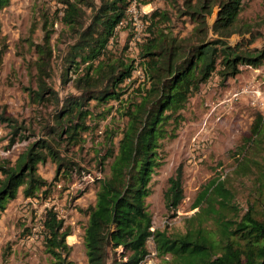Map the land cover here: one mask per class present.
I'll list each match as a JSON object with an SVG mask.
<instances>
[{"label": "rangeland", "instance_id": "374dc122", "mask_svg": "<svg viewBox=\"0 0 264 264\" xmlns=\"http://www.w3.org/2000/svg\"><path fill=\"white\" fill-rule=\"evenodd\" d=\"M186 1L137 0L136 24L132 12L127 11V18L117 27L109 47L114 56L135 60L132 82L122 97L123 103L113 99L86 102L83 108L90 111L86 119L88 129L75 145L64 139L63 132L62 138L49 133L55 125L56 109L66 100H78L85 95L76 84L83 66L75 71L68 62V53L77 37L76 30L64 21L69 3L11 0L2 10V31L8 48L0 66V166L11 165L31 144L52 139V135L55 139L51 142L63 164L59 165L48 155L45 162L38 164L40 175L48 182L40 196L25 198L20 191L2 211L0 264H58L57 258L47 252L44 240L43 221L49 209L56 211L72 230L66 238L71 246L67 259L73 264H87L83 244L88 220L85 210L95 203L98 179L109 175L113 157L106 160L104 157L109 148L117 152L126 127L124 101L137 100L141 89L149 88L151 83L139 57V44L145 40L149 24L145 16L154 10L167 11L169 30L179 36L188 35L196 24L179 12L186 7ZM78 6L82 11L81 22L87 25L92 8ZM216 14L215 9L207 17L209 27ZM237 29L239 32L228 39L231 45L241 43L252 52L264 51V0L243 1ZM247 29L250 31L246 32ZM208 37L218 36L210 31ZM49 49L48 67L40 70L39 55ZM240 69L226 80L214 73L203 83L181 110L179 121L172 124L175 136L163 140L162 164L153 173L152 192L147 198L153 228L173 233L185 231V218L199 209L195 202L216 178L223 180L233 194L234 210L230 216L243 215L252 206L260 211L264 209V59L257 66L242 64ZM41 85L44 91L39 97L36 92H42ZM243 88L250 89L232 98ZM257 120L261 122L262 132L252 136ZM67 124L65 120L64 127ZM108 136L112 137L111 142ZM179 170L184 198L177 209H170L165 192L170 178ZM148 248L150 254L142 264H155L158 259L152 254L153 239H149Z\"/></svg>", "mask_w": 264, "mask_h": 264}, {"label": "trees", "instance_id": "16d2710c", "mask_svg": "<svg viewBox=\"0 0 264 264\" xmlns=\"http://www.w3.org/2000/svg\"><path fill=\"white\" fill-rule=\"evenodd\" d=\"M244 0H192L179 9L196 24L185 36L169 30L170 14L154 10L149 16L145 40L139 44V57L148 74L150 87L141 89L137 100H129L123 108L127 124L118 141L117 152L109 148L107 158L113 157L109 175L98 179L94 205L85 212L83 244L87 264H142L150 254L149 239L154 241L155 264H264V209L250 207L243 215L230 214L233 194L223 180L213 179L201 192L192 215L185 218V231L169 232L153 228V217L147 198L152 192L151 180L161 166L160 148L163 140L175 136L174 122H178L190 97L201 85L217 73L222 80L240 72V65H259L264 51L252 52L228 39L239 29V13ZM11 0H0V15ZM69 8L64 21L76 30L77 37L68 53V62L82 71L76 78L78 88L85 92L78 100H66L56 109L54 127L49 133L70 144L82 140L88 129L90 114L83 108L90 99L99 103L117 100L127 92L136 69L135 60H123L111 52L109 44L117 27L127 18L132 0H67ZM79 4L90 6L92 13L87 25L81 22ZM217 14L212 27L207 17ZM168 29V30H166ZM210 31L217 38H209ZM250 30L247 29L246 32ZM8 48L0 18V66ZM39 55L38 67H48L51 50ZM41 80V77H40ZM37 91L39 97L43 95ZM68 124L64 127V121ZM76 121L75 123H73ZM262 132L256 121L252 136ZM31 144L11 165H1L0 215L10 200L20 191L25 198L40 196L48 185L38 171V164L51 156L62 166L61 157L51 140ZM111 142L112 137L108 136ZM103 163V162H100ZM165 192L166 204L177 209L184 198L182 172L169 180ZM264 194V181L262 183ZM47 252L58 264H73L67 259L71 246L66 238L72 233L53 209L46 211L43 221Z\"/></svg>", "mask_w": 264, "mask_h": 264}, {"label": "built area", "instance_id": "2783aa9c", "mask_svg": "<svg viewBox=\"0 0 264 264\" xmlns=\"http://www.w3.org/2000/svg\"><path fill=\"white\" fill-rule=\"evenodd\" d=\"M136 2H137V0H132L130 6H129V8H128V11H131V12H132V16H133V19H134V24L137 23ZM146 14H147V13H146ZM248 89H250V88H243V89H241V91L236 92V93L234 94V97H232V98H238L242 92H246V90H248ZM252 90L255 91L256 94H257V90H256V89H252ZM256 94H255V95H256ZM152 254L155 255V250L152 251ZM148 256H149V255H148ZM148 256H147V257H148ZM147 257H146V258H147ZM147 260H149V258H148ZM144 261H145V260H144ZM149 264H150V263H149ZM151 264H152V263H151Z\"/></svg>", "mask_w": 264, "mask_h": 264}]
</instances>
